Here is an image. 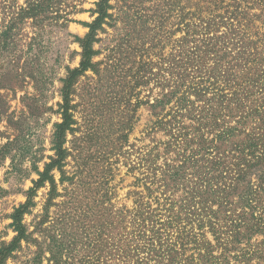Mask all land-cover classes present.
<instances>
[{
  "label": "trees",
  "instance_id": "obj_1",
  "mask_svg": "<svg viewBox=\"0 0 264 264\" xmlns=\"http://www.w3.org/2000/svg\"><path fill=\"white\" fill-rule=\"evenodd\" d=\"M112 1L97 0L87 35L76 38L82 60L64 80L55 157L26 193V203L14 210L16 237L0 246V264L21 252L23 243L37 247L26 264H264V0H164L163 15H135L139 27L128 21L130 30L110 50L102 74H117L129 84L124 100L133 115L115 132L117 143L133 132L144 105L150 145L138 165L142 177L131 193L133 210L111 211L106 219L107 195L93 197L94 208L83 204L89 189L75 182L81 172L67 175L71 153L64 145L73 132L76 80L89 71L101 74L102 63L94 62L99 35L120 17L130 18L110 14ZM63 8L64 0H0V49L13 44L26 19L55 15L67 26L71 13ZM112 100L123 103V97ZM54 170L61 185L68 183V201L62 204L67 211L51 217L49 207L61 208L54 200L63 196ZM46 183L44 214L27 225L25 216ZM92 218L101 223L90 237ZM127 219L130 229L123 225ZM74 221L86 231L79 253V240L71 237L79 225ZM109 221L117 224L115 232L108 230Z\"/></svg>",
  "mask_w": 264,
  "mask_h": 264
},
{
  "label": "rangeland",
  "instance_id": "obj_2",
  "mask_svg": "<svg viewBox=\"0 0 264 264\" xmlns=\"http://www.w3.org/2000/svg\"><path fill=\"white\" fill-rule=\"evenodd\" d=\"M96 3L97 0H64L62 11L71 13L68 16L71 23L66 26L61 19L54 21L52 18L55 15L26 19L23 26H19L13 44L6 50L0 49V246L16 237L11 228V216L16 208L26 203V193L40 179L39 173L45 171L51 158L55 157L53 142L56 126L63 122L60 107L64 103V80L69 70L80 66L82 49L76 38L82 39L87 35L86 24L96 17L92 13ZM111 4L114 10L110 14L130 15V18L120 17L115 27L106 26V33L99 35L101 42L95 45V49L100 51V55L94 58V62L102 63L101 74L89 71L76 80L70 111L74 121L71 126L73 132H67L64 145L71 153L65 167L67 175L71 177L77 171L81 172L75 182L89 189L82 195L87 197L83 204L94 208L93 197H98V193L107 195L103 208L106 219L111 211L134 208L131 193L136 190L134 183L142 177L138 165L146 146L150 145L146 137L150 118L149 110L141 105L133 132L125 133L128 138L117 143L115 132L124 130L129 115H133L125 106V100L129 99V84L117 74L102 72L109 63L110 50L120 36L130 30L128 21L131 24L137 22L139 27L142 20L135 15L147 20L168 10L164 0H113ZM139 91L142 100L144 94L142 89ZM116 96L123 97V103L116 104L118 108L112 100ZM53 175L63 196L54 200L56 204L61 203V208L49 207L51 217L60 210L67 211L62 204L68 201L63 188L68 187V183L61 185L58 170H54ZM49 192V183L37 191L34 200L36 208L31 215L25 216L27 225H33L44 214ZM91 220L90 237L96 232L94 226L98 228L101 223L95 218ZM74 223L80 225L71 235L79 240L76 250L79 253L86 231L82 229L81 222ZM107 223L108 230L115 232L117 224ZM128 223L130 219L123 225L130 229ZM118 232H124L123 226ZM66 233L70 235L69 230ZM71 237L67 239L72 241ZM36 250L34 245L23 243V250L15 253L7 264H26Z\"/></svg>",
  "mask_w": 264,
  "mask_h": 264
}]
</instances>
